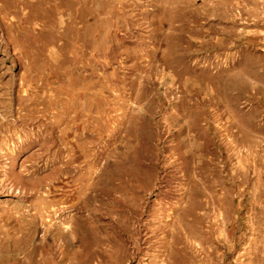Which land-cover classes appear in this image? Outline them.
Wrapping results in <instances>:
<instances>
[{"label": "rangeland", "instance_id": "obj_1", "mask_svg": "<svg viewBox=\"0 0 264 264\" xmlns=\"http://www.w3.org/2000/svg\"><path fill=\"white\" fill-rule=\"evenodd\" d=\"M0 264H264V0H0Z\"/></svg>", "mask_w": 264, "mask_h": 264}]
</instances>
